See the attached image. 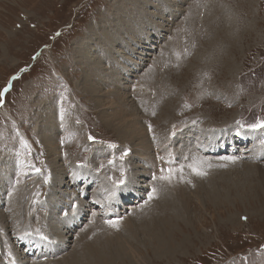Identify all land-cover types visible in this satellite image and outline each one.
<instances>
[{
    "label": "rangeland",
    "instance_id": "obj_1",
    "mask_svg": "<svg viewBox=\"0 0 264 264\" xmlns=\"http://www.w3.org/2000/svg\"><path fill=\"white\" fill-rule=\"evenodd\" d=\"M124 1L127 13H131L132 20L127 15L131 23L121 25L120 31L124 34L117 36V43L113 42L112 49L105 54L98 50L95 54L102 69L95 76L98 83L92 82L102 90V94L107 95L110 102L118 103L117 106L121 104L124 113L134 112L140 118V126L148 130L149 138L152 133L156 134V125L161 128L160 133L165 132L162 141L169 139V146L174 150L171 153L177 151L166 167L176 169L183 166L182 175L177 172L170 184L153 179L154 170L146 178L136 176L140 162L132 157L134 149L125 140L122 141L117 130L102 121L101 109L84 83L86 73L91 69L83 64L82 42L87 40L90 30L100 21L112 17L117 4L122 8ZM135 1L131 0V3ZM143 1L138 7L146 13L140 11L139 14L130 0H0V90L14 75L18 77L12 81L13 89L4 97V105L0 106V194L4 196L8 187L15 185L10 154H16L20 147L17 132L22 133L24 138L19 134L21 138L26 139L39 154L48 156L47 163L53 177L48 185L45 177L28 179L20 174L16 179L17 186H23V182L27 181L23 190L20 188L16 194L10 192L5 198L8 200L5 206L0 202L1 215L11 216L8 218V231L0 220V239L10 246L16 264H20L21 254H17L23 253L24 247L18 245L21 250L16 249L11 232L14 223H19L16 226L24 232L21 235L29 229H36L47 237L58 225L69 224L62 220L69 217L64 216L62 211L66 208V213L71 214L67 204L73 205L75 200L80 208L83 197L78 189L83 186L81 180H86L88 174L90 178L94 177V182H90L87 193L86 213L79 212L82 219L76 223L79 226L73 233L77 232L78 237L73 235V243L62 252H56L51 260L43 262L40 257L37 260L26 257L23 260L26 264H56L74 252L75 246L85 238L81 237L83 233L87 234L97 227L85 240L93 248L101 245L108 247L109 244L104 243L108 240L120 243L122 240V244L109 246L114 248L112 252L119 245L131 246L121 249V253L115 252V264H264V174L261 176L264 159L258 161L257 157H252L264 150V131H260V136L246 145L237 123L241 121L243 125H249L257 120L264 121V0H148L149 5ZM133 12H138L134 14L138 16H134ZM163 22V28L157 27ZM141 31H150L151 36L144 37ZM118 49L124 50V53ZM151 80L153 85L149 83ZM169 99L172 100L169 104L171 117L166 118L162 108L168 106ZM60 101L65 107L62 122L57 118ZM73 122L78 125L75 135L81 148L84 145V150L78 153L76 140H71L74 145L69 148L66 145L70 152L68 159L64 157L66 154L61 153L60 143L64 135H70ZM63 125L65 128H61ZM88 130L101 139L100 144H85ZM227 132H233V150L226 151L224 147L214 155L206 154L213 153L216 146L209 137ZM52 134L56 136L54 142L61 150H57V159L51 155L46 143V138ZM187 135L188 141L185 144L180 142ZM110 142L115 148L110 147ZM155 146L159 147L158 144ZM196 148H201L200 153ZM121 150L128 154L131 150L130 157L124 158L125 162L121 159ZM187 151H196L199 157L204 153L209 158L205 163H197L198 167H203L200 169L205 175L197 176L185 167L189 163V155H192H188ZM161 153L157 150L154 156H158L153 158L165 156ZM183 153L189 158L183 157ZM113 156L115 159L111 161ZM204 156L201 158L205 159ZM211 156L213 160L220 161L216 163ZM225 157H235L237 164ZM79 163L83 164L81 169L76 166ZM210 163H213L212 167ZM57 166L61 169L64 166L65 173L56 171ZM107 166L111 168L107 169ZM4 168L9 171L4 172ZM105 168L112 175L107 172L105 175ZM69 173L76 175L70 176ZM160 174L157 172V177ZM73 178L80 180L78 185H74ZM121 179L123 184L113 183ZM100 183L107 185L108 197L131 193L132 189L135 193L130 194L133 197L128 198V204L122 202V205L117 201L122 205L121 210L117 207L112 210L116 205L112 206L111 216L107 217L108 207H97L91 202V194L101 192ZM149 183L161 189L160 195L156 193L151 200L149 194L157 187ZM207 185L205 190L212 189L213 196L203 190ZM66 187L73 192L61 197L60 191ZM40 191L47 192L46 200L41 197L35 201L36 206L30 205L29 197L37 198ZM13 197L19 200L11 204L9 199ZM166 197L177 202L174 206L183 216L180 221H175L176 228L170 230L174 240L169 242L167 250L158 247L156 237L151 234L153 231H149L155 222L172 218V211L164 207ZM44 201L46 205L42 206ZM108 201L111 200L108 198ZM181 204L187 207L183 208ZM11 212H14L13 215ZM92 214H95L94 217ZM22 216L24 220H19ZM120 217L121 221L118 220ZM95 219L97 227L94 222L90 225ZM126 219L136 220L137 226L132 229L133 232L138 230L135 236L127 234ZM106 220L119 221L118 227L104 224ZM119 234L123 237L119 238ZM7 260L0 254V264H11Z\"/></svg>",
    "mask_w": 264,
    "mask_h": 264
},
{
    "label": "bare ground",
    "instance_id": "obj_2",
    "mask_svg": "<svg viewBox=\"0 0 264 264\" xmlns=\"http://www.w3.org/2000/svg\"><path fill=\"white\" fill-rule=\"evenodd\" d=\"M141 1L142 0H137V1H135L133 4L131 3V0H130V3H131V5L135 8V10H137L138 12H139V14L141 13L140 11H142V12H144V13H146V10H141L140 9V7H138V5H139V3H141ZM143 2H145V4L147 5H149V2H148V0H144ZM142 2V3H143ZM125 4H126V2L124 1V4H121V6H122V8L120 7V5H116V7H115V10L112 12V17L111 18H106L104 21H100L98 24H97V26L95 27V28H93V29H91L90 30V32H91V34L88 36V38H87V40L85 41V42H82L83 43V48H82V52H83V57H82V59H83V64H85L86 65V68H90L91 70H90V72L88 71L87 73H86V76H85V79L84 80H86L84 83H86L85 84V86H86V88L88 89V91L90 92L89 94L90 95H92L93 97H94V101L98 104V108L99 109H101V111H100V114H101V119H102V121L108 126V127H112V128H114L115 130H117V132H118V134H120V136H121V138H122V141H124L125 140V142L126 143H128L129 145H131V147L134 149V154H133V156L132 157H134V158H136L137 159V161L138 162H140V164L138 163L137 164V168H136V176L137 177H139V178H146L147 176H148V174H150L151 175V171H153L154 169H155V165H156V160L157 159H162L163 161H165L166 162V164L169 166V163L168 162H170L171 160H170V158L171 157H173V155H175L176 154V152H175V154H172L173 153V149L171 148L172 146H169V139H166V141H162L163 139L161 138L162 136L164 137V135H165V132H162V133H160L159 131H160V129L161 128H158V125H156L157 127H156V131H155V128H154V132L156 133V134H153L152 133V136L149 138V132H148V130L147 129H145L143 126H140V124H141V122H140V118H138L136 115H135V113L134 112H132V113H130V114H126V113H124L123 111H122V105L121 104H119L118 106H117V104L118 103H112V102H110L108 99H107V95L106 94H102V90L100 89V88H98V86L97 85H95L94 84V82H92V81H95V82H97L98 83V81H96L95 80V76L100 72V70L102 69V66L100 65V63H99V60H97V58H96V56H95V54L96 53H98V50H99V52L101 53V54H105V52L106 51H108L110 48H111V45H113V42H116L117 43V36H121V34H124V31H120L121 29H122V27H121V25H123V24H126V23H128V24H130L131 23V20H132V17L130 16V14L131 13H127V8L125 7ZM138 12H133V15L134 14H136V13H138ZM127 15L131 18V20H128L127 19ZM134 16H138V15H134ZM162 24H164V22L163 23H160V26H157V27H160V28H163V25ZM89 32V33H90ZM127 33V32H126ZM141 35L142 34H144V37L147 35V36H151V32L150 31H147V32H145V31H141V33H140ZM123 38H121V40H122ZM120 40V41H121ZM80 46L82 47V44L80 43ZM96 48H98V49H96ZM84 49V50H83ZM112 49V48H111ZM118 51L120 52V53H124V50H122V49H118ZM169 59V58H168ZM166 60V59H165ZM104 69H110V68H104ZM153 80H155V78H153ZM150 82H153L152 80L151 81H149V83ZM165 81H161V83H164ZM156 83V82H155ZM147 84V83H146ZM145 84V85H146ZM150 84H152V83H150ZM154 84V83H153ZM152 84V85H153ZM156 84H158V83H156ZM166 85V84H165ZM102 86H104L105 87V85H102ZM157 86V85H156ZM163 86V85H162ZM125 87H129V86H125ZM165 88V87H164ZM84 89V88H83ZM158 89V88H157ZM154 90H156V89H154ZM161 90V89H160ZM159 90V91H160ZM158 91V90H157ZM162 91V90H161ZM141 97V96H140ZM139 97V98H140ZM157 101V100H156ZM172 100L171 99H169L168 100V106L167 107H163L162 108V111H163V117H166V118H168V117H171V113H170V111L171 110H169V104H170V102H171ZM167 102V101H166ZM6 106V105H5ZM160 108V107H159ZM150 110V109H149ZM180 110V109H179ZM113 111V112H112ZM238 115V114H237ZM170 119V118H169ZM238 119V118H237ZM167 120V119H166ZM240 123H239V125H241V121H239ZM156 123V122H155ZM157 124V123H156ZM47 128V126H45L44 127V129H46ZM53 131V133L55 132V128L52 130ZM162 131V130H161ZM165 131V130H164ZM242 131H244V132H242ZM51 133V132H50ZM188 133H190V132H188ZM241 133H242V139H243V141L245 142V140H247L248 142L251 140V139H253V140H255L257 137H259L260 136V132L257 134L256 132H252V131H245V130H243V129H240V135H241ZM205 134V133H204ZM213 134H214V132H213ZM232 134H233V132H227V133H221V135L219 136V135H212L211 137H209V138H212L211 140H212V143L214 144V148H213V153H206V154H213L214 155V153L215 152H217L218 150L219 151H222V149L224 148V147H226V151H229V150H233V147H234V145H235V141H234V136H232ZM249 134H252L251 135V138H247L246 136H248ZM255 134V135H254ZM154 135H155V137H156V139H155V137H154ZM208 135H211V134H208ZM46 136H48V135H46ZM53 137V138H52ZM55 137L56 136H53V134H52V136H49V137H45L46 139H48L47 140V146L49 147V150H50V152H51V155L53 156V157H56V159L58 158L57 157V150L59 149L58 147H57V145L55 144ZM185 138H184V140L183 141H180V142H182L183 144H185L186 142L185 141H188V139H189V135H187V136H184ZM262 140L264 141V138H262ZM171 141V140H170ZM172 143V142H171ZM243 143V142H242ZM158 144V148L155 146V145H157ZM206 144H208V142L206 143ZM218 145H220V146H218ZM244 147V146H243ZM115 148V147H114ZM121 148V147H120ZM203 148V147H202ZM250 148V147H249ZM249 148H247V149H249ZM192 149H194V148H192ZM196 149H198V148H196ZM201 149V148H200ZM200 149H198V151L200 150ZM235 149V148H234ZM257 149V148H256ZM259 149V148H258ZM157 150H160L161 152H163V154L161 153L160 155H165V156H159L158 158H153V157H157L158 156V154H157V156H154V155H156V151ZM191 150V149H190ZM122 151V154H123V152H124V150H121ZM197 151V150H196ZM196 151H195V153H192L193 151H187V154L189 155V154H191L192 153V155H189L190 156V159L187 161V162H189L188 163V165H190V164H193V163H198V162H206V158L207 157H205L204 155V153L202 154L204 157H205V159H203V158H201L202 157V155H200L201 157H199V155H197V153H196ZM225 151V152H226ZM245 151V150H244ZM250 151V150H249ZM252 151H254V150H252ZM130 153H131V150L129 151ZM172 152V153H171ZM204 152V151H203ZM209 152V151H208ZM212 152V151H211ZM247 152V151H246ZM130 153H129V155H128V157H130ZM199 153H200V151H199ZM198 153V154H199ZM180 154V153H179ZM186 153H183V157H185V156H187V155H185ZM233 154V153H232ZM248 154H249V152H248ZM212 155V156H213ZM224 155H225V153H224ZM51 156V157H52ZM210 156V155H209ZM211 156V157H212ZM222 156V155H221ZM229 156H231V155H229ZM228 156V157H229ZM247 156V155H246ZM175 157V156H174ZM183 157L181 156V158L183 159ZM216 157V156H215ZM215 157H214V159H215ZM218 157V156H217ZM253 157V159L254 158H258V161H260L261 159H264V150L263 151H261L260 153H254V155L252 156ZM187 158H189L188 156H187ZM186 158V159H187ZM219 158V157H218ZM226 158V157H225ZM231 158V157H230ZM233 158V157H232ZM235 158V157H234ZM110 159V158H109ZM115 159V158H114ZM201 159H203V160H201ZM207 159H209V158H207ZM220 159V158H219ZM221 159H222V157H221ZM223 159H224V156H223ZM252 159V160H253ZM104 160V159H103ZM176 160V159H175ZM212 160H213V157H212ZM211 159H210V161H212ZM217 160V159H216ZM251 160V161H252ZM54 161V160H53ZM208 161V160H207ZM213 161H215V160H213ZM212 161V162H213ZM217 161H220V160H217ZM217 161H215L216 163H217ZM222 161V160H221ZM227 161V160H226ZM236 161V160H235ZM172 162V161H171ZM174 162V161H173ZM181 162H182V160H181ZM204 162V163H205ZM215 162H213V163H215ZM225 162V161H224ZM101 163V162H100ZM213 163L211 164V167H212V165H213ZM219 163V162H218ZM222 163V162H221ZM220 163V164H221ZM239 163V162H238ZM245 163V162H244ZM58 164V163H57ZM95 164V163H94ZM102 164H103V166H104V162H102ZM142 164V165H141ZM183 164V163H182ZM186 164V163H185ZM185 164H183V165H185ZM209 164V165H210ZM230 164H231V162H230ZM235 164H237V162L235 163ZM234 164V165H235ZM56 165V164H55ZM112 165V164H111ZM111 165H109V166H111ZM126 165V164H125ZM188 165L186 166L185 165V167L187 168V169H191V168H189L188 167ZM199 165H200V163H199ZM203 165H205L206 166V164H203ZM208 165V166H209ZM219 165V164H218ZM224 165V164H223ZM222 165V166H223ZM227 165V164H226ZM241 165V164H240ZM109 166H107V169H110L111 167H109ZM128 166V165H127ZM216 166V165H215ZM215 166H213V169H214V167ZM67 167V166H66ZM200 167L201 168H203L201 165H200ZM199 167V168H200ZM210 167V168H211ZM224 167V166H223ZM229 167H231V166H229ZM206 168V167H205ZM204 168V169H205ZM209 168V167H208ZM217 168V167H216ZM250 168H252V167H250ZM107 169H105L103 172H104V174L106 175V170ZM212 169V168H211ZM157 170V169H156ZM252 170V169H251ZM250 170V171H251ZM259 170V169H258ZM4 172H7V171H9L8 169H6V168H4V170H3ZM56 171H59V173H61V174H63V173H65V167L63 166V169H61L59 166H57L56 167ZM95 171H99V169H96ZM185 171H187V170H185ZM189 172H190V170H189ZM211 172H213V171H211ZM187 173V172H186ZM185 173V174H186ZM70 174H72V173H69V175ZM190 174V173H189ZM191 174H192V172H191ZM259 174V173H258ZM262 174H264V172L262 171V173H261V176H262ZM6 175H7V173H6ZM58 175V174H57ZM57 175H56V177H57ZM182 175V174H181ZM67 176H68V174H67ZM198 176V175H197ZM62 179V178H61ZM60 179V180H61ZM195 179V178H194ZM263 179V178H262ZM69 180V179H68ZM73 180H75V184L74 185H78V183L80 182V180L78 181L77 179H75V178H73ZM77 181V182H76ZM158 181V180H157ZM202 181V180H201ZM60 182V181H59ZM102 182V181H101ZM160 182H162V181H160ZM159 181H158V183H160ZM148 183V182H147ZM85 184V185H84ZM84 184H83V186H80L79 187V189L78 190H80V192H81V195L82 194H84V195H86L87 193L89 194V184H88V182H84ZM101 184V183H100ZM149 184H153V183H149ZM210 184V183H209ZM208 184V185H209ZM2 185H3V183H2ZM153 185H156V184H153ZM208 185L205 187V188H203V190H205L207 187H208ZM55 186V185H54ZM59 186H61V185H59ZM85 186H87V192L85 191V190H83L84 188H85ZM98 187H100L99 189H100V193L99 192H97V191H95V193H93V194H91V197H92V201L91 202H93V204L94 205H96L97 207H101V208H103V207H108L109 209H108V211H107V213L106 214H108V216L107 217H110L111 216V213H112V210H111V207L113 206V200L111 199V197H108V194H107V192H106V187H107V185L105 184V183H103V184H101L100 186H98ZM156 187H157V185H156ZM201 187H203V186H201ZM62 188V187H61ZM53 189V188H52ZM157 189V194L158 195H160V190L161 189H159L158 187L156 188ZM62 190H63V188H62ZM60 191V193H62V195H61V197L62 196H64V195H69L71 192H73V191H71L70 190V187H66L65 189H64V191ZM98 190V189H97ZM71 191V192H70ZM57 192H58V187H57ZM148 192V191H147ZM146 192V193H147ZM205 192H207V194L209 195H211L212 194V196H213V190L211 189H208V190H205ZM132 194H134L135 192H134V190L132 189V192H131ZM131 193H125V194H122V195H120V196H116V195H118V194H116V195H114V197H115V200H116V202L117 201H120L121 203H122V201L123 200H127L129 197H133V196H130V194ZM14 194H15V192H14ZM72 194V193H71ZM25 195V194H24ZM3 197V195L2 194H0V202H2L3 200H1V198ZM22 198V197H21ZM108 198L111 200L110 202L108 201ZM167 198V197H166ZM24 199V198H23ZM67 199H69V198H67ZM87 199H89V198H82V200H81V203H80V208L78 209V211H80V210H82L83 211V213H86V211L84 210V206L85 205H88V204H85V203H87ZM169 199H171V198H169ZM168 198H167V202H166V204H164L165 206L164 207H169V211H172V215H170L172 218L171 219H167V220H163V221H161V222H155V225L153 226V227H151L150 229H149V231L151 232V231H153V233H151V234H153V236L154 237H156V244L158 245V247L160 248V247H162V249H168L169 247V242L170 241H172V240H174V236H172V233L170 232V230H173V229H175L176 228V225H175V221H180L181 219H182V217L183 216H181V212H179L178 210H176V206H174L175 205V203H177V202H173V201H170ZM210 199V198H209ZM15 200H19V198L18 199H16V197H13V198H11V199H9V202L12 204V202H14ZM21 200V199H20ZM72 200V199H71ZM177 200V199H176ZM8 201V200H7ZM165 201V200H164ZM163 201V202H164ZM90 202V203H91ZM162 202V203H163ZM178 202H179V200H178ZM184 202V201H183ZM179 203H181V202H179ZM186 205H188L187 203H185ZM163 205V204H162ZM182 205V207L184 208V207H187V206H184V204H181ZM36 206V205H35ZM19 207V206H18ZM24 207H26L25 205H24ZM41 207V206H40ZM66 207V206H65ZM105 207V208H106ZM116 207H117V205H116ZM129 207V206H128ZM149 207V206H148ZM9 209H11L10 207H8ZM7 208V209H8ZM142 208V207H141ZM182 208V209H183ZM19 209H22V208H19ZM29 209V208H28ZM28 209H25V210H28ZM66 209V208H65ZM185 209H187V208H185ZM12 210V209H11ZM10 210V211H11ZM96 210V209H95ZM107 209H104V211H106ZM145 210V209H144ZM180 210V209H179ZM22 211H24V210H22ZM53 211V210H52ZM102 211V210H101ZM160 211V210H159ZM184 211V210H183ZM182 211V212H183ZM187 211V210H186ZM9 212V211H8ZM15 212V211H14ZM14 212H11V214L12 213H14ZM21 212V211H20ZM27 212V211H26ZM96 212V211H95ZM94 212V213H95ZM25 213V212H24ZM24 213H22V215L24 216V215H27V213L26 214H24ZM73 213V212H72ZM9 214V213H8ZM21 214V213H20ZM67 214H68V212H67ZM74 214V213H73ZM100 214V213H99ZM102 214V213H101ZM13 215V214H12ZM69 216H70V214H68ZM67 215V216H68ZM95 215V214H94ZM94 215L92 214L91 216L92 217H94ZM98 215V214H97ZM105 215V214H104ZM178 215V216H177ZM17 216V215H16ZM21 217L19 220H21L22 218H23V220H24V217ZM28 216V215H27ZM88 216V215H87ZM90 216V217H91ZM9 217H11V216H7V215H5V216H2L1 215V213H0V220L1 221H3V223L6 225V231H8L9 229H10V225H9V222H8V218ZM89 217V218H90ZM91 217V219H93ZM98 217V216H97ZM101 217V216H100ZM150 218L151 217H149V219H148V222L150 221ZM162 218V217H161ZM165 219H166V217H164ZM103 219V218H102ZM184 219V218H183ZM29 220V219H28ZM87 220V219H86ZM129 220V221H128ZM126 219V225H125V229L127 230V234H130L131 236H135V233L136 232H138V230L137 229H135L134 230V232H133V228H135L137 225H136V220H134L133 221V219ZM152 220V219H151ZM153 220H154V218H153ZM18 221V220H17ZM48 221V220H47ZM18 222H21V221H18ZM88 222V221H87ZM93 222H94V225H96V227H97V225H98V223L96 222V219L94 220V221H92L91 223H90V225H92L93 224ZM152 222V221H151ZM150 222V223H151ZM17 224H19V223H14V227H12L11 229H13L11 232L14 234L13 235V237L15 238L14 239V241H16V249H19V248H21V247H19L18 245H20V246H22V245H30L31 244V242H28V241H31L30 240V234L28 235V238H26V235L27 234H23V235H21L23 232H21V231H19L18 230V226H16ZM125 224V223H124ZM148 223H146V225H147ZM154 224V223H153ZM83 225V224H82ZM142 225H145V224H142ZM164 225V226H163ZM78 226H79V224H76L75 222H73V223H69V224H63V226H60V225H58V227H55L54 229H52L51 230V232L49 233V238L50 239H52V237H53V242H51V244L49 245V246H46L45 247V250H46V252L47 253H50V254H54V253H56V252H62V250L65 248L66 249V246L68 247V245L69 244H72L73 243V241L71 240V238L73 237L74 238V236L76 237L77 235H76V233L75 234H73L74 233V231H76L75 229L76 228H78ZM95 228V227H94ZM98 228V227H97ZM97 228H95V229H91L92 230V232L93 231H95ZM91 230H90V232H91ZM5 231V232H6ZM85 231V230H84ZM88 231V230H87ZM90 232L89 233H87V234H85V233H83L82 235H81V237H85L83 240H81V241H79V243L77 244V246H75V250H74V252L72 253V254H69L68 255V257L67 258H62L61 260H58L57 261V263L56 264H115V262H113L114 261V256L113 255H115V252H117V253H121V249H126V248H129V247H131L129 244H126V245H119V246H116V248H115V250H114V252H112V250L114 249V248H112V247H109V246H112V244L114 245H116V244H122V240H121V243L118 241V242H116V241H113V240H108L107 242H104V243H107V244H109L108 245V247H106V246H103V245H101L100 247H98V248H93V245L91 244V245H89V244H87L86 243V239H88V236H89V234H90ZM91 232V233H92ZM11 233V234H12ZM10 234V233H9ZM74 235V236H73ZM19 236H24V239L23 240H20V239H17V237H19ZM119 238H121V237H123V234H119ZM125 236V235H124ZM78 237V236H77ZM76 237V238H77ZM12 238V237H11ZM1 240V239H0ZM120 240V239H119ZM85 241V242H84ZM109 241H111V242H109ZM98 242V241H97ZM100 243H102V242H100ZM103 244V243H102ZM106 245V244H105ZM114 245V246H115ZM171 245V244H170ZM179 245V244H178ZM177 245V246H178ZM6 246H7V248L8 249H10V246L7 244V242H6ZM38 246H41V244H38ZM129 246V247H128ZM24 248H23V253H18L17 254V256L18 255H20V259H19V263L20 264H26V260L25 261H23L24 259H26V255H25V248H27L26 246H23ZM96 247V246H95ZM102 247H104V248H102ZM1 250H2V248H1ZM5 249L3 248V250L2 251H4ZM20 250V249H19ZM54 250V251H53ZM57 254V253H56ZM4 257H6L5 255H3V258ZM31 260V259H30ZM29 262H27V264H28ZM48 263V262H47ZM3 264H5L4 262H3Z\"/></svg>",
    "mask_w": 264,
    "mask_h": 264
},
{
    "label": "snow or ice",
    "instance_id": "obj_3",
    "mask_svg": "<svg viewBox=\"0 0 264 264\" xmlns=\"http://www.w3.org/2000/svg\"><path fill=\"white\" fill-rule=\"evenodd\" d=\"M23 71H26V69H24ZM16 79H18V77L13 76L7 82V84L3 87V89L0 90V106H3L4 97L11 90V88H12V81H14ZM153 115H155V113H153ZM237 123H240V122L237 121ZM241 127L242 128H245L246 127V130H249V131H252V132H257V131H259L261 129H264V121L257 120L256 123L249 124L247 126L241 124ZM149 130H151V126H149ZM89 139H92V137H89ZM24 146L27 147L26 143L24 144ZM110 147H115V145H110ZM127 154L128 153L125 151L123 153V155L121 156V159H123V157L126 156ZM225 159H228L232 163H235V158H228V157H226ZM188 167L191 168V170L193 171V173L196 174V175H198V176L205 175V172H203L197 166L196 163L190 164V165H188ZM36 172L39 173L40 172V169L37 168L36 169ZM160 172H161L160 176L159 177L154 176L153 179H159L160 181H164V182H167V183L170 184L172 182V180H173V178H174V176H175V174L177 172H180L181 174L183 173V166H181L180 168H176V169L171 168V167H169L167 169L162 168L160 170ZM121 176L123 177V171L121 172ZM45 183H47V180H45ZM113 183L114 184H117V185H120V184H123L124 183V180L121 179L119 181H113ZM156 192H157V189L156 188H153L152 189V192L149 194V200L154 199L156 197ZM245 219H246V217H245ZM106 223H108L110 227L117 228L118 227V224H119V221H106ZM40 238L42 240H46L47 239V237H45L43 235H41ZM17 239L23 240L24 239V236H19V237H17ZM8 257H9V260H10L11 264H16L15 258L13 257L11 250L8 251Z\"/></svg>",
    "mask_w": 264,
    "mask_h": 264
},
{
    "label": "built area",
    "instance_id": "obj_4",
    "mask_svg": "<svg viewBox=\"0 0 264 264\" xmlns=\"http://www.w3.org/2000/svg\"><path fill=\"white\" fill-rule=\"evenodd\" d=\"M2 120H3V118H2Z\"/></svg>",
    "mask_w": 264,
    "mask_h": 264
}]
</instances>
